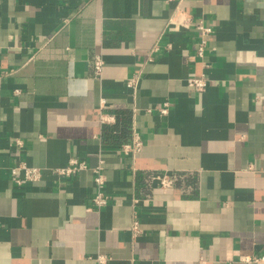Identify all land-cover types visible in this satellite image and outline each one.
<instances>
[{"label":"crops","instance_id":"obj_1","mask_svg":"<svg viewBox=\"0 0 264 264\" xmlns=\"http://www.w3.org/2000/svg\"><path fill=\"white\" fill-rule=\"evenodd\" d=\"M200 22L213 29L203 58ZM134 109L136 156L120 149ZM71 157L89 169L55 175ZM101 159L110 201L98 211ZM20 161L42 179L13 184ZM164 174L176 177L170 189L154 179ZM98 256L264 264V0H0V264Z\"/></svg>","mask_w":264,"mask_h":264},{"label":"built area","instance_id":"obj_2","mask_svg":"<svg viewBox=\"0 0 264 264\" xmlns=\"http://www.w3.org/2000/svg\"><path fill=\"white\" fill-rule=\"evenodd\" d=\"M185 13H183L184 15ZM186 19L190 18V15L185 14ZM195 30L201 34V42L197 45V56L203 58L205 52L208 49L207 46V37L212 34L213 29L200 22L195 25ZM159 47L156 46L150 56L149 60H153L155 54L158 52ZM105 66V61L102 55H97L94 60V69L95 75L101 77L103 68ZM209 80L206 77L201 78H189L187 79V86L196 91L204 92L209 86ZM140 85V76H134L127 82V88L130 89L134 96H136ZM105 101L102 100L101 107L104 108ZM170 103L166 102L161 108L158 109L161 115H167L169 113ZM137 109H134L130 116L129 120L131 121V140L128 143H125L120 146V149L126 155L136 156L143 150L144 142L143 139L136 127L135 118H136ZM114 119L110 120L108 117L103 118V123L105 125L114 123ZM114 135L119 134V131H113ZM17 145H22L21 142L16 141ZM89 166L87 161L80 159L78 157H71L67 167L56 169L53 173L59 177H73L79 173L88 170ZM95 173L94 177V196L92 199L94 209L100 211L109 205L110 197L106 194V177H105V161L100 160L99 165L93 169ZM11 180L13 184L21 186L28 183H35L42 179L43 173L42 170L37 167H32L26 162L20 161L16 162L11 168ZM156 181H159L164 189H170L174 186L176 177L168 174L156 175L154 177ZM132 232L134 236H137L140 233V224L138 222L133 223ZM261 262H264V257L259 259ZM258 260V261H259ZM109 259L105 256H98L95 259L96 264H108Z\"/></svg>","mask_w":264,"mask_h":264}]
</instances>
